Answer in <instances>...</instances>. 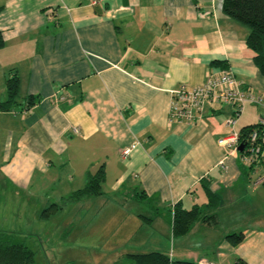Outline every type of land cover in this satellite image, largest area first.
Wrapping results in <instances>:
<instances>
[{
  "label": "crops",
  "instance_id": "0c3cea01",
  "mask_svg": "<svg viewBox=\"0 0 264 264\" xmlns=\"http://www.w3.org/2000/svg\"><path fill=\"white\" fill-rule=\"evenodd\" d=\"M223 1L0 0V104L7 78L21 80L18 103L0 105V230L21 236L13 228L21 217L60 210L104 166L97 195L137 198L149 211L125 210L118 244H131H110L111 261L163 251L174 261L264 264V163L250 169L231 156L220 165L219 139L235 107L214 104L195 123L171 120L170 90L202 85L226 67L261 97L236 128L264 121V74L247 46L249 29ZM29 96L39 99L29 106ZM202 178L219 196V223L197 221L175 235V204L207 201ZM233 232L244 234L238 245L227 238Z\"/></svg>",
  "mask_w": 264,
  "mask_h": 264
},
{
  "label": "rangeland",
  "instance_id": "374dc122",
  "mask_svg": "<svg viewBox=\"0 0 264 264\" xmlns=\"http://www.w3.org/2000/svg\"><path fill=\"white\" fill-rule=\"evenodd\" d=\"M239 158L245 166H249L242 156ZM109 196L111 198L104 195L85 196L76 200L68 197L61 201L60 210L55 207L47 210V216L41 215L43 209L37 215L21 217L23 222L14 223V231L22 233L21 239L26 237L27 244L35 251L36 264H128V261H111L105 251L110 244L113 248L130 246L131 243L124 241L118 244L123 240V237L118 239L119 230L128 222L125 221L129 217L125 210L148 213L147 202L129 196ZM41 201L43 203L44 200ZM36 203L39 205V202ZM158 226L154 225L156 236L160 229ZM38 233L45 236L44 241L36 236Z\"/></svg>",
  "mask_w": 264,
  "mask_h": 264
},
{
  "label": "trees",
  "instance_id": "16d2710c",
  "mask_svg": "<svg viewBox=\"0 0 264 264\" xmlns=\"http://www.w3.org/2000/svg\"><path fill=\"white\" fill-rule=\"evenodd\" d=\"M223 10L248 27L247 46L254 54L255 65L264 74V0H224ZM4 46L5 40L0 32V49ZM6 87L7 96L0 105L1 108L9 109L13 104L18 103L20 97L21 80L18 73H14L7 78ZM38 99V96H29L28 105L35 104ZM255 130L259 133L257 143L262 142L261 144H263L264 148L263 122L243 127L239 131L240 144L243 143L244 147L249 146L250 136ZM260 163H264V158L261 157L257 165L248 167L254 169ZM105 177L106 170L104 166H101L94 173L89 172L87 184L74 192L69 198H75L76 200L101 193ZM201 184L206 193V202L196 203L190 209L182 207L180 202L173 207V232L175 235L188 233L197 221L210 225L219 223V215L217 213V209L220 206L219 196L210 188V180L202 178ZM51 207H56V204ZM50 209H45L44 213H47L46 211ZM227 238L233 245H238L243 241L244 234L243 232H233L227 234ZM27 243L26 237L21 239V236L14 232L0 230V264H36L35 251ZM127 258L128 264H199L192 261H174L168 253L163 251L132 252L127 254Z\"/></svg>",
  "mask_w": 264,
  "mask_h": 264
},
{
  "label": "built area",
  "instance_id": "2783aa9c",
  "mask_svg": "<svg viewBox=\"0 0 264 264\" xmlns=\"http://www.w3.org/2000/svg\"><path fill=\"white\" fill-rule=\"evenodd\" d=\"M241 83L235 78L232 69L224 68L209 75L208 80L194 88H188L185 84L170 90L171 120L188 121L195 123L203 121L207 107L214 104H231L235 106L232 115L226 118V124L230 128L227 136L219 139V144L226 149V154L220 161L223 168H227V159L231 156H242L249 166L257 165L261 157L264 158L263 144L257 143L259 133L253 131L250 136V145L241 151L240 132L236 128L237 121L249 102H260L259 97L252 88L243 89ZM264 122V121H263ZM77 131V130H76ZM133 150V146L121 150L123 158H127ZM199 264H214L208 260H201Z\"/></svg>",
  "mask_w": 264,
  "mask_h": 264
},
{
  "label": "water",
  "instance_id": "95a60500",
  "mask_svg": "<svg viewBox=\"0 0 264 264\" xmlns=\"http://www.w3.org/2000/svg\"><path fill=\"white\" fill-rule=\"evenodd\" d=\"M239 149L242 151L244 149V144H240Z\"/></svg>",
  "mask_w": 264,
  "mask_h": 264
}]
</instances>
